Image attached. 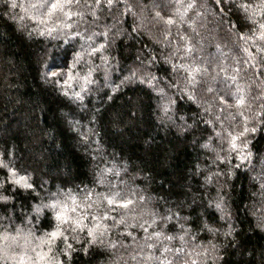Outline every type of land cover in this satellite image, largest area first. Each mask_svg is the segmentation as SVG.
Masks as SVG:
<instances>
[{"label":"trees","instance_id":"obj_1","mask_svg":"<svg viewBox=\"0 0 264 264\" xmlns=\"http://www.w3.org/2000/svg\"><path fill=\"white\" fill-rule=\"evenodd\" d=\"M0 264H264V0H0Z\"/></svg>","mask_w":264,"mask_h":264},{"label":"snow or ice","instance_id":"obj_2","mask_svg":"<svg viewBox=\"0 0 264 264\" xmlns=\"http://www.w3.org/2000/svg\"><path fill=\"white\" fill-rule=\"evenodd\" d=\"M15 6H16V5H13V7H15ZM52 7L54 8V7H56V5L53 4ZM58 59H60V55H59V54H54V55L52 56V58H51V60H52L51 66H52V67H57V66H58L57 63H56V61H57ZM52 75H56V73H52ZM28 187H31V185H28ZM111 202H112V201L109 200V203H111ZM51 207H52L53 209H55V208H56V205L53 204V205H51ZM64 207H66V205H65ZM74 210H75V209H73V211H74ZM56 219H57V220H63V222H67V220L64 219V217H63V213H62V212H57V213H56ZM90 234H91V233H90ZM57 235H60V233H59V229H58V228H57V230H54V231L50 234L51 237H56Z\"/></svg>","mask_w":264,"mask_h":264}]
</instances>
